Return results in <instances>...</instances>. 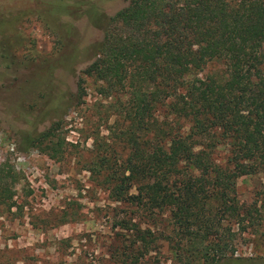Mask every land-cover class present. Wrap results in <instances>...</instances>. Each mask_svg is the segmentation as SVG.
I'll use <instances>...</instances> for the list:
<instances>
[{
  "label": "trees",
  "instance_id": "trees-1",
  "mask_svg": "<svg viewBox=\"0 0 264 264\" xmlns=\"http://www.w3.org/2000/svg\"><path fill=\"white\" fill-rule=\"evenodd\" d=\"M89 20L103 35L78 94L93 78L113 120L88 169L129 209L115 222L127 244L111 257L137 264L161 239L169 264H235L239 238L264 219V183L249 204L236 185L264 177V0H129L104 23ZM60 124L22 144L54 157ZM6 174L0 205L10 208L16 179ZM159 216L162 230L140 227Z\"/></svg>",
  "mask_w": 264,
  "mask_h": 264
},
{
  "label": "rangeland",
  "instance_id": "rangeland-1",
  "mask_svg": "<svg viewBox=\"0 0 264 264\" xmlns=\"http://www.w3.org/2000/svg\"><path fill=\"white\" fill-rule=\"evenodd\" d=\"M128 2L0 0V168L16 179L15 205H0V264H121L111 248L127 244L115 222L129 209L88 169L113 115L93 78L83 77V96L77 81L103 35L89 17L102 24ZM57 120L66 143L54 157L22 144ZM262 183L261 173L239 177L240 202L251 203ZM139 223L162 230L166 217ZM249 229L231 259L264 264V219ZM154 246L137 264H169L167 243Z\"/></svg>",
  "mask_w": 264,
  "mask_h": 264
}]
</instances>
